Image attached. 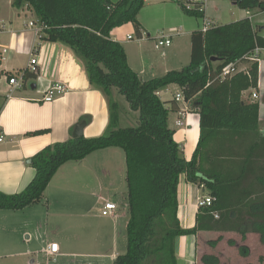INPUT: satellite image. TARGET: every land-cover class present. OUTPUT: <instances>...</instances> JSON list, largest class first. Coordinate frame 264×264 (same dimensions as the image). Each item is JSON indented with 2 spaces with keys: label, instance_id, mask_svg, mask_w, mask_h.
I'll use <instances>...</instances> for the list:
<instances>
[{
  "label": "trees",
  "instance_id": "1",
  "mask_svg": "<svg viewBox=\"0 0 264 264\" xmlns=\"http://www.w3.org/2000/svg\"><path fill=\"white\" fill-rule=\"evenodd\" d=\"M231 1L241 10L264 12L263 1ZM12 6L26 7L34 14L43 28L41 41L68 46L82 61L89 84L107 100L110 132L43 148L30 159L35 175L27 187L18 194L0 192V211H20L38 203L64 164L118 148L125 157L129 220L126 252L113 264H176L175 239L197 232L237 233L242 241L252 233L264 245V137L259 132L258 103L242 98L243 92L257 87L258 64L246 62L247 73L224 81L217 78L225 66L255 47L264 50V36L249 18L212 26L205 34L193 32L188 66L142 82L128 66L123 47L109 35L130 23L140 39L137 16L144 0H12ZM181 9L189 17H203L200 4L190 9L181 4ZM34 79L23 76L24 83ZM170 85L179 88L199 116V138L190 161L184 159L168 126L173 108L157 96ZM112 90L124 97L129 110L138 113L136 127L117 128L119 107ZM88 121L81 118L78 124ZM181 175L214 199L199 208L196 225L189 230L181 229L176 217ZM219 240L210 242L211 246ZM240 253L246 257L249 252L242 248ZM201 262L219 264L216 257L207 255Z\"/></svg>",
  "mask_w": 264,
  "mask_h": 264
},
{
  "label": "crops",
  "instance_id": "2",
  "mask_svg": "<svg viewBox=\"0 0 264 264\" xmlns=\"http://www.w3.org/2000/svg\"><path fill=\"white\" fill-rule=\"evenodd\" d=\"M181 4L193 6L188 0H144L137 16L142 29V36L136 42L140 53L132 61L127 47L131 42L127 37L125 41H115L123 47L128 66L142 82L188 66L191 35L200 31L205 21L222 26L249 18L255 29H264L260 22L253 23L264 17V12L241 10L231 0L212 1L211 6L205 0L201 19L185 15ZM225 15L234 21L219 24L218 20ZM31 21H34L32 12L26 7L16 9L11 0H0V73L29 74L26 70L31 55L35 53L37 60V74H29L35 79L27 81L22 89L10 93L7 76L0 79V132L3 134L0 192L5 195L18 194L27 187L35 170L26 161L46 146L70 140L81 118L89 120L83 129L84 138L110 132L107 100L89 84L82 61L68 46L41 41L29 27ZM182 30L188 38L187 47L185 44L184 48H175L172 44L157 62L144 52L148 40H154L155 44L161 34L170 35L171 39L174 35L179 37ZM257 64V87L243 92L242 98L250 100L254 91L258 94V126L264 137V50ZM239 68L247 71L246 63ZM55 83L62 84L65 92L53 102L43 103L44 94ZM177 93H181L179 88L170 85L157 96L162 102H169L167 108H173L168 115V126L174 131L173 139L181 147L184 159L190 161L199 138V116L189 102L174 101ZM112 95L118 100L117 91L112 90ZM37 132L44 133L29 136ZM220 158L223 163L225 159ZM125 172L124 153L118 148L96 151L81 161L61 166L38 203L20 211H0V264H113L117 256L126 252L119 249L129 220ZM101 179L106 183L99 182L94 189V183ZM207 194L205 189L187 182L184 175L179 177L176 217L181 229L195 227L198 199ZM105 202L116 205L117 210L111 216L100 214ZM215 234L236 237L238 244L241 240L239 234L230 232H197L195 236L177 237L174 241L176 264H202L201 258L208 254L204 246L217 239L211 236ZM250 238L259 241L258 235L248 233L244 240L248 248ZM50 244H57L59 248V254L53 259L45 253Z\"/></svg>",
  "mask_w": 264,
  "mask_h": 264
},
{
  "label": "rangeland",
  "instance_id": "3",
  "mask_svg": "<svg viewBox=\"0 0 264 264\" xmlns=\"http://www.w3.org/2000/svg\"><path fill=\"white\" fill-rule=\"evenodd\" d=\"M212 1H217V0H206V5L210 4ZM212 9V8H210ZM238 10V9H237ZM237 12H242L241 10ZM32 17L34 18L35 21L36 18L34 14H32ZM237 17V16H235ZM228 16H222L220 20H218L219 24H224L228 23V21L233 22V17H230V20H228ZM261 23V25L264 27V17L255 19L253 21L254 25L257 23ZM202 25V23H201ZM201 28V27H200ZM200 30V29H199ZM166 32V31H164ZM163 33V32H160ZM261 33L264 34V29L261 30ZM180 36L178 37L177 35H174L171 39V45H176L175 48H184L185 44L187 47L188 44V38L185 36L182 30V34H179ZM127 36H131L134 38L133 41H130L131 43L128 44V49L130 51V59L132 61V57H138L140 51L137 49L136 42L138 41V38L135 35L134 28L132 24H126L123 25L119 28H115L111 31L110 37L114 41H125ZM146 38V37H145ZM154 40L150 39L147 41L144 47V52L148 54V56L151 58L152 61H159L161 59L162 53L165 51L166 48H160L158 50L154 49ZM187 54V53H186ZM115 100V99H114ZM251 100V98H250ZM118 102L119 109H118V123H117V128H134L137 126L138 122V113L129 110L128 104L126 103L124 97L122 95L118 94V100H115V102ZM125 106V108H124ZM128 108V109H127ZM129 110V111H125ZM100 182L106 183V180L101 179L100 181H97L94 183V189H97V185ZM126 185V183H125ZM117 187L119 188L118 184ZM105 188V187H103ZM93 191V190H92ZM213 238L220 239L216 245L211 246V244H205L204 246V252L208 253L207 256H213L216 257L219 261V264H264V245L260 246L261 244L259 241L254 242L253 239L250 238L249 246L246 245L245 241L240 240L239 244L235 241L237 240L236 237H232L230 235H221L218 237V234L211 235ZM216 239V240H217ZM122 242L119 243V249L120 250H126V234L121 238ZM212 242V241H211ZM242 248H246L248 250V255L246 257L241 256L240 251ZM119 250V251H120ZM124 253V252H123ZM206 256V255H205ZM63 264V263H59Z\"/></svg>",
  "mask_w": 264,
  "mask_h": 264
},
{
  "label": "built area",
  "instance_id": "4",
  "mask_svg": "<svg viewBox=\"0 0 264 264\" xmlns=\"http://www.w3.org/2000/svg\"><path fill=\"white\" fill-rule=\"evenodd\" d=\"M12 1V0H11ZM189 4H200L203 8L205 0H188ZM186 9H190L191 7H189L188 5L185 6ZM213 25L208 22L205 21L203 23V25L200 28V32L202 34H205L207 32L208 29H210ZM29 27L32 28V30L35 32V34L37 36L40 37L41 31L43 30V28L41 26L38 25L37 21H31L29 23ZM127 40L128 41H132L134 40L133 37L131 36H127ZM171 46V36L170 35H164L161 34L159 37L156 38L155 40V49L158 50L160 48H168ZM262 49L255 47L250 53H248L247 55L243 56L242 58H240L239 60L225 66L221 72L218 75V79L220 81H224L227 79H230L232 76H234L237 73H247L246 70H243L241 68H239L240 64L242 63H246V62H255L258 63L259 61V55L261 53ZM4 52V51H3ZM31 59L29 62V66L27 68V73L32 74V75H36L37 74V60H36V56L35 53L31 55ZM0 60H2V54L0 53ZM26 72H20L17 73L15 75H12L9 79H8V85L10 87V93L15 92L17 90H20L24 87L25 83L23 81V76ZM65 92V87L62 84L59 83H55L52 84L49 89L47 90V92L44 94L43 98H42V102L43 103H51L53 102L57 97H59L60 95H62ZM251 101L256 102L258 99V94L254 91L251 94ZM174 101L175 102H184V97L181 93H177L174 97ZM177 125L180 126L181 123L177 122ZM3 141V134L0 132V143ZM200 188H203L202 186ZM214 201V199H212L211 197L207 196H201L198 199V207H205L210 205L212 202ZM117 210L116 205L113 203H104V206L100 212L101 216L106 217V216H111V214L113 212H115ZM214 218H217V215H214ZM45 253L47 255V257H49L50 259L55 258L58 254H59V248L57 244H50L47 246V249L45 250Z\"/></svg>",
  "mask_w": 264,
  "mask_h": 264
},
{
  "label": "water",
  "instance_id": "5",
  "mask_svg": "<svg viewBox=\"0 0 264 264\" xmlns=\"http://www.w3.org/2000/svg\"><path fill=\"white\" fill-rule=\"evenodd\" d=\"M215 61H216L215 59H212V62H215ZM85 125H86V123L85 122H82L80 124H77L74 127V131H73V134H72V138L73 139L80 138V137L83 136V129H84ZM26 163L27 164H30V160H27Z\"/></svg>",
  "mask_w": 264,
  "mask_h": 264
}]
</instances>
